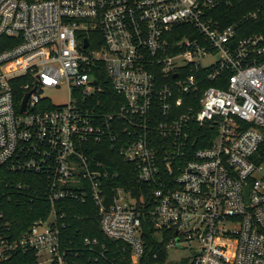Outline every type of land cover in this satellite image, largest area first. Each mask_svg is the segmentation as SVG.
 Returning <instances> with one entry per match:
<instances>
[{
    "label": "built area",
    "instance_id": "1",
    "mask_svg": "<svg viewBox=\"0 0 264 264\" xmlns=\"http://www.w3.org/2000/svg\"><path fill=\"white\" fill-rule=\"evenodd\" d=\"M230 3L0 0V164L42 173L50 205L19 237L0 225V262L99 263L96 238L64 242L56 204L73 200L133 264L148 229L165 264H264V36L220 28L210 11ZM62 84L68 102L52 105L44 90ZM111 152L138 195L110 183Z\"/></svg>",
    "mask_w": 264,
    "mask_h": 264
},
{
    "label": "trees",
    "instance_id": "2",
    "mask_svg": "<svg viewBox=\"0 0 264 264\" xmlns=\"http://www.w3.org/2000/svg\"><path fill=\"white\" fill-rule=\"evenodd\" d=\"M210 16L222 29L230 25L234 26L238 37L253 34L264 36V0H231L229 6L211 10ZM209 86L223 87L218 81L208 82L205 85V87ZM107 93L110 96L114 94L111 88H108ZM17 94L20 99L23 91L20 90ZM198 144L207 145L204 142ZM253 159L264 164V141ZM105 163L113 186H123L133 195H138L140 186L133 164L122 161L114 152L107 155ZM46 195V180L42 173L25 168H12L11 161L0 164V225H8L14 236L19 237L33 221L44 218L49 213L50 205ZM56 209L63 215L60 223L64 224L62 228L64 242H72L73 249L78 247L83 251L80 242L85 237L96 238L99 241L98 249L101 250V245L107 249L103 252L105 258L101 256V253L98 256L100 264H133L130 258V247L121 241L109 239L103 234L97 208L91 201L79 203L73 200H62L56 204ZM145 237L144 253L136 264H165L166 253L163 244L157 242L153 229H148ZM161 247L159 256L154 258V252ZM88 255L89 253L85 251L83 258H87ZM0 264L38 263L32 253L16 252L10 259Z\"/></svg>",
    "mask_w": 264,
    "mask_h": 264
},
{
    "label": "rangeland",
    "instance_id": "3",
    "mask_svg": "<svg viewBox=\"0 0 264 264\" xmlns=\"http://www.w3.org/2000/svg\"><path fill=\"white\" fill-rule=\"evenodd\" d=\"M44 96H46L50 100L52 105L66 104L68 102V97H69L68 86L66 84H62L59 87H53V88L46 89L44 90ZM175 255H176L175 251L172 250L169 253L168 257L170 260H172L177 257ZM179 255H182L185 257L189 256L187 250H183V252L178 253V256Z\"/></svg>",
    "mask_w": 264,
    "mask_h": 264
},
{
    "label": "water",
    "instance_id": "4",
    "mask_svg": "<svg viewBox=\"0 0 264 264\" xmlns=\"http://www.w3.org/2000/svg\"><path fill=\"white\" fill-rule=\"evenodd\" d=\"M86 45H87V41H85V46H86ZM29 94H30V93H26V94L24 95L23 99H22V102H21V105H20V110H21V111H24V109H25L26 100H27Z\"/></svg>",
    "mask_w": 264,
    "mask_h": 264
}]
</instances>
